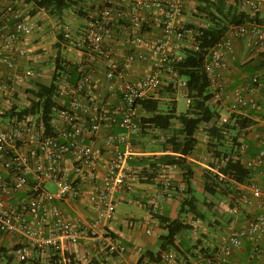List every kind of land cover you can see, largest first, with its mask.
Segmentation results:
<instances>
[{
	"label": "built area",
	"instance_id": "obj_1",
	"mask_svg": "<svg viewBox=\"0 0 264 264\" xmlns=\"http://www.w3.org/2000/svg\"><path fill=\"white\" fill-rule=\"evenodd\" d=\"M28 1L33 0H6L8 5L0 8V246L11 250L9 254L15 262L9 263L0 256V264H34L37 255L45 251L49 252L46 264H52L55 256L58 264H90L100 257L102 264H125L127 248L110 227L116 195L130 191L138 179L131 162L136 157L133 137L138 135L139 123L145 115L139 103L158 97L163 87L162 71L175 77L166 44L171 40L176 49L184 44L185 32L177 22L186 1L128 0L127 10L118 11L114 4L122 0H91L94 10L85 20L83 37L71 42L68 33L64 35L77 49L78 77L73 84L66 80L58 83V108L53 110L50 130H46L40 114L21 118L8 115L12 110L20 112L30 107L33 97H28L26 91L33 90L32 82H36L37 67L27 62L31 52L29 39L36 26L28 14L16 8L18 4H31ZM228 2L250 16L264 9V0ZM151 28L160 31V37L146 46L153 58L152 72L141 78L126 79L133 64L147 58L141 49ZM117 30L126 35L123 44L127 51L123 49L120 62L112 63L110 56L119 53V46L109 44L117 36ZM238 39H244L247 48L259 55L261 67L249 82L233 90L227 106L230 114L244 108L256 109L254 94H264V24L249 22L231 26L224 38L208 51L204 71L212 102L217 105L225 93L222 72L229 70L235 61L234 42ZM99 60L106 62L108 90L113 89L114 82L120 83V102L111 108L93 94L92 73ZM18 61H26V65H19ZM176 89L188 104L185 81H178ZM228 121L229 117L224 116L217 123L223 126ZM104 127L113 132L103 140L111 155L100 178L98 156L92 144ZM244 149L242 141L239 151ZM261 165H264V150L244 162L251 170ZM261 173L264 176V169ZM48 183L56 187L55 192L45 188ZM83 186L89 189L87 198L92 217L72 220L62 205L72 208ZM238 189L243 227H234L239 207L228 208L226 211L232 218L217 236L211 256L198 252L196 259L186 263L170 247L161 253L158 264H229L232 255L242 247L247 254L244 264H264V185L253 173ZM72 244L91 250L90 256L68 253L67 247ZM134 249L143 253L140 248ZM143 264L156 263L145 260Z\"/></svg>",
	"mask_w": 264,
	"mask_h": 264
},
{
	"label": "crops",
	"instance_id": "obj_2",
	"mask_svg": "<svg viewBox=\"0 0 264 264\" xmlns=\"http://www.w3.org/2000/svg\"><path fill=\"white\" fill-rule=\"evenodd\" d=\"M127 1L128 0L119 1L115 3L114 6L118 11H126L128 8ZM185 1L186 4L183 14L179 17L177 23L181 26L189 23L200 25L196 21L194 22V19L186 14L187 8L192 3L190 0ZM5 3L6 0H0V8L8 5ZM159 37L160 31L158 29H149L148 34L145 37L147 39L145 40L144 47L141 49L145 51L147 58L144 62L134 63L131 70L126 73V79L141 78L152 72L153 58L149 55L148 51H146V46L151 42V40ZM125 41L126 35L122 30H117V36H115L114 39L112 38V41L108 44L111 45V47H114V45L119 46L117 47L119 53L110 56V62L116 63L122 60L124 56V52H122L123 49L127 51V47H124L123 44ZM33 49L34 47L32 45L30 50L32 51ZM178 52L179 50L175 48L173 42L168 40L166 44V55L168 58H174L178 55ZM234 53L235 61L230 66V69L222 72V80L225 82V93L223 94L220 102H218L217 105L213 104V106L220 117L228 116L230 119L231 115H242L243 117H247L253 121V124L247 129V131L243 132L242 141L245 145V149L243 152L238 150L240 160L244 163L253 159L264 143V94L262 92L254 94V100L257 101L256 109L249 110L244 108L239 110L236 114H230L228 112L227 106L232 98L233 90L238 86L249 82L253 73H255L260 66V57L257 53L252 52L247 48L244 39L235 40ZM18 64L24 66L26 65V61H18ZM92 74L94 81L93 94L95 98L99 101H103V104L108 108L117 106L120 102L118 98L120 83L112 82L113 89L108 90L107 86L109 82L105 78L106 62L101 60L97 61L95 63V71ZM1 75L2 71L0 70V76ZM160 79L163 87L156 99L159 101L176 102V98H174L171 94L169 95L165 93V90H168L167 88L170 84L176 88L177 82L183 80L176 79L172 76V74H168L165 71L160 73ZM176 94H179L177 89ZM211 126V123L200 126L196 133L197 145L194 151L185 158L186 164L191 167L193 172L191 179L192 187L194 186L195 190L200 193H203V173L206 170H210V165L213 163V159L207 148V144L210 139L209 134ZM215 126L220 127L219 123H216ZM179 127V124L175 123L171 129L166 131L146 129L145 131L147 134L142 135L138 133V135L133 137L136 157L132 160V164L137 172V176H139L137 181L133 183L130 191L123 190L116 195L114 220L110 224V227L118 237L119 241L127 248V252L125 254V264H137L139 258L141 257L142 253L137 252L134 248H140L141 252L158 251L155 239L162 233V231L158 226V221L153 217V214L167 217L170 220L177 219L178 217V202L182 198L181 196H184L183 193L185 192L183 171L175 165L157 162L154 166H152L150 163L154 158L156 159L161 156L177 157V155L164 148V142L177 130H179ZM110 132H113V129L107 127L102 128L98 137L92 144L93 150L98 156L97 170L100 178L105 173L106 163L111 155L110 149L104 147L103 145L104 137ZM229 133L231 132L225 134L226 139L229 136ZM254 173L257 181L264 185V176L262 175L261 170L255 168ZM88 194V187L83 186L80 190V197L72 208L62 205V208L70 219L75 220L78 217L91 219L92 213L90 212V203L87 198ZM134 204L139 208L144 209L146 212L144 217H135V214L130 211H127L125 216H116V209L119 205H125L126 208L132 209V205ZM56 205L59 204L56 203ZM154 205L155 208H153ZM238 207L239 212L236 218V223L234 224V227L237 229L243 227V206L238 203ZM226 209H228V207H224L223 209L226 215L228 218H232V216L227 213ZM207 210L209 209L207 208ZM200 211L202 212V210ZM180 219L184 220L186 224L195 227L196 222L192 219L190 214L182 216ZM214 220L215 218L213 219V223L215 222ZM129 223L131 225H129ZM214 224L216 225L217 223L215 222ZM226 224L225 226L218 227L223 231L226 229ZM148 230L150 231V234H147ZM181 236H186L187 239H189V236L186 235V233ZM182 239L180 240L181 245L178 256H180V259L186 263L196 259L198 252L206 256H211L215 252L216 241L214 243H209L207 242L208 238H206L204 243H199L198 248H193V246L190 248L188 243L185 244ZM3 246H6V243ZM67 252L72 253L77 257L83 255L89 257L91 250L89 251L87 249H83L80 244H72L67 247ZM48 253V251H45V254H38L36 260L37 264H46V257ZM246 258L247 254L243 253L242 247L239 251L232 255L228 262L229 264H244L246 263ZM3 259L6 260V258ZM97 261L98 264H102V257H100ZM11 263L15 262L13 261ZM53 263H57L56 259H54Z\"/></svg>",
	"mask_w": 264,
	"mask_h": 264
},
{
	"label": "trees",
	"instance_id": "obj_3",
	"mask_svg": "<svg viewBox=\"0 0 264 264\" xmlns=\"http://www.w3.org/2000/svg\"><path fill=\"white\" fill-rule=\"evenodd\" d=\"M77 1L33 0L32 2L28 1V3H31L28 5L32 6L31 15L39 11H45L50 16L61 18L64 11L77 6ZM92 10H94V5L91 4ZM78 13L80 16H86L81 10ZM192 15L194 18H198L201 24L189 23L182 25L185 38L183 46L178 49L177 56L179 58H169V65L175 74L174 78L183 80L186 83L185 96L189 100L186 111L182 114H176L175 101H172L165 111L160 109V101L158 99L145 100L139 103L141 110L145 114L139 123L140 134H147L146 129L166 131L171 129L175 123L179 124V130L164 142V148L177 155V157L161 156L154 158L150 164L154 166L158 162L179 167L183 171L185 192L178 202L177 219L170 220L167 217L153 214L162 231L155 239L158 251L143 252L137 264H143L145 260L158 264L161 253L170 247H174L177 253L180 251L181 235L192 230V227L186 224L184 220H181L180 217L190 214L193 220L205 221L206 219L205 215L199 210V200L193 195L191 184L193 172L185 161V158L194 151L197 145L196 133L201 125L212 124L207 148L213 163L210 165V170H206L203 173V193L214 198H226L228 200V208L232 209L240 198L238 185L243 184L254 173V170L244 166V163L240 160V154L237 153L235 155L232 151L222 150L226 140V133L232 131L246 132L253 124V121L242 115H231L227 124L220 127L215 126L220 116L213 106V96L209 80L204 71V62L208 51L224 38L231 26L249 22L264 24V11L250 16L239 11L235 4H229L228 0H195ZM189 31L190 34H187L186 32ZM58 38L60 42L67 41L61 34ZM56 48L58 50L54 58L50 83L32 82L34 89L27 90L33 97L30 107L22 109L20 112L12 110L8 114L9 117L17 116L21 118L27 114H40L46 125V130H50L53 110L58 108L56 101L59 90L58 83L65 79L73 84L78 77L77 64L65 63L60 57L61 45L56 43ZM259 67H261V59ZM167 89L165 93L174 96L176 88L170 84ZM233 140L236 141V138L233 137ZM260 150H264V144L260 147ZM258 169H264V165H261ZM232 203H235V205H232ZM202 205H206L208 209L211 208V205L205 202ZM217 211L220 215H226L223 210L217 208ZM214 221L219 224L217 219ZM193 248H196V246H193ZM10 251L0 246V256L6 258L9 263L14 261V257L9 254ZM57 258L55 256L53 259ZM33 263L37 264L36 261ZM90 264H98V261L94 260Z\"/></svg>",
	"mask_w": 264,
	"mask_h": 264
},
{
	"label": "rangeland",
	"instance_id": "obj_4",
	"mask_svg": "<svg viewBox=\"0 0 264 264\" xmlns=\"http://www.w3.org/2000/svg\"><path fill=\"white\" fill-rule=\"evenodd\" d=\"M190 2L192 4H190L187 8L186 14L193 18L194 22L196 21L198 24H201V21L198 18H194L192 15L195 7V0H190ZM16 8L24 11V15L28 14L29 18L36 26L35 33L29 39V47L32 48L33 45L34 49L28 53L27 60L28 64H34L37 67L35 77L36 82L43 84L50 83L54 66V58L58 50L56 48V43L61 45L60 57L65 63H78L77 49L75 46L70 44L69 41L77 42L81 37H83L86 16L88 17L91 12V0H78L77 6L64 11L61 18L50 16L45 11H39L34 15H31L32 6L28 4H18L16 5ZM79 10H81V12L86 16H80L78 13ZM65 33H68L69 41L60 42L58 36L60 34L64 36ZM63 81H65V79H63ZM26 92L28 93V91ZM30 96V93H28V97ZM173 97L176 98V113H184L187 109L186 100L181 97L180 94L176 93ZM171 102L172 101H160V109L165 111L168 106L171 105ZM233 137L236 138V141L233 140ZM242 140L243 132L232 131L224 141L222 150L227 152L232 151L235 155H237ZM45 188L49 192H55L56 190V187L52 183L46 184ZM193 188V195L199 200V208L202 210L206 219L205 221L194 220L196 222L195 227L191 226L192 231H188V233H186V235L189 236V239H187L186 236H181L180 239L183 238V242L185 244L188 243L190 248H192V246H196V248H198L199 243H204L206 238H208L207 242L214 243L217 236L222 231L218 226H225V224L229 221L227 215H220L217 211V208L220 210H223L224 207L227 208L228 200L226 198L211 197L205 193L196 191L194 186ZM203 202L211 205V208L207 210L208 207L206 205H202ZM232 205H235V203H232ZM235 207H238V203ZM127 211L134 213L135 217H144L146 215L144 209H141L134 204L132 205V209L126 208L125 205H119L116 209V216H125ZM214 218L218 220L217 222H219V224L217 223L215 225L213 223ZM178 255L179 254L177 253V257L180 258Z\"/></svg>",
	"mask_w": 264,
	"mask_h": 264
}]
</instances>
